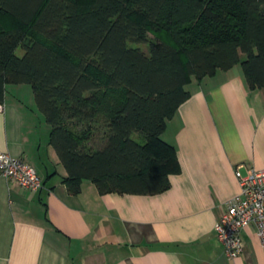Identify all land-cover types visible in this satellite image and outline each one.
I'll list each match as a JSON object with an SVG mask.
<instances>
[{"label":"trees","instance_id":"trees-1","mask_svg":"<svg viewBox=\"0 0 264 264\" xmlns=\"http://www.w3.org/2000/svg\"><path fill=\"white\" fill-rule=\"evenodd\" d=\"M239 64L263 89L264 0H0V105L10 85L32 87L71 195L84 181L101 195L168 190L167 121L193 77Z\"/></svg>","mask_w":264,"mask_h":264},{"label":"crops","instance_id":"crops-1","mask_svg":"<svg viewBox=\"0 0 264 264\" xmlns=\"http://www.w3.org/2000/svg\"><path fill=\"white\" fill-rule=\"evenodd\" d=\"M187 89L162 135L179 169L168 190L101 195L84 181L75 196L32 87L10 85L0 105V152L33 167L43 188L24 190L0 175V264H264L254 225L242 230L236 259L215 231L240 198L237 170H264V88L250 89L239 64L193 77Z\"/></svg>","mask_w":264,"mask_h":264},{"label":"built area","instance_id":"built-area-1","mask_svg":"<svg viewBox=\"0 0 264 264\" xmlns=\"http://www.w3.org/2000/svg\"><path fill=\"white\" fill-rule=\"evenodd\" d=\"M0 175L24 190L40 191L43 182L37 171L21 158L0 152ZM240 198L229 202L226 212L216 224L217 238L231 259L244 251L241 232L252 225L264 250V170H249L247 176L237 170Z\"/></svg>","mask_w":264,"mask_h":264},{"label":"rangeland","instance_id":"rangeland-1","mask_svg":"<svg viewBox=\"0 0 264 264\" xmlns=\"http://www.w3.org/2000/svg\"><path fill=\"white\" fill-rule=\"evenodd\" d=\"M154 38V36L151 34V39H153ZM130 46H132V47H139V48H141L146 54H148V52H149V48H148V46H145V45H141V46H136V45H130ZM17 54L19 55V56H23V54H24V52H23V50L21 49V48H19L18 49V51H17ZM103 120H104V117H103V115L101 116V117H99L98 119H97V122H96V124L94 125V127H93V129L96 131V132H101L100 133V137L102 138L103 137V134H104V132H105V128H104V124H103ZM75 127V126H74ZM85 128H87V126L86 125H83V124H79V125H77V127H75L74 129L76 130V131H81V130H83V129H85ZM100 137H99V139H100ZM97 139V138H96ZM136 139V138H135ZM135 141H137L138 143H140V144H144L145 143V140L144 139H142V140H135ZM103 140H94V145L95 146H101L102 144H103Z\"/></svg>","mask_w":264,"mask_h":264}]
</instances>
